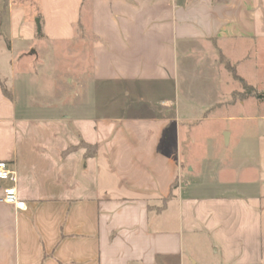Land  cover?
I'll return each instance as SVG.
<instances>
[{"label": "crops", "instance_id": "1", "mask_svg": "<svg viewBox=\"0 0 264 264\" xmlns=\"http://www.w3.org/2000/svg\"><path fill=\"white\" fill-rule=\"evenodd\" d=\"M4 4L0 37L21 72L9 88L0 79V161L17 169L27 209L0 202V264H264V135L242 144L259 167L253 183L217 182L248 193L175 191L181 127L210 107L184 95L181 64L203 46L264 70V0ZM86 5L91 78L109 85L107 102L90 109L43 98L24 60L37 42L77 43Z\"/></svg>", "mask_w": 264, "mask_h": 264}, {"label": "rangeland", "instance_id": "2", "mask_svg": "<svg viewBox=\"0 0 264 264\" xmlns=\"http://www.w3.org/2000/svg\"><path fill=\"white\" fill-rule=\"evenodd\" d=\"M6 7L4 0H0L2 24ZM89 8L90 5H86L84 10L87 25L76 30L77 43L65 48L54 41L47 43L48 47L37 42L27 55L28 61L24 59L30 63L31 74L28 75L33 83H37L36 86L34 84L35 89L43 98L59 99V103L68 105L80 102L84 109L94 107V104L101 106L109 98V85H98L91 78L89 51L93 35L89 28ZM198 49L199 54L187 56L181 64V89L185 96L203 101L210 107L198 116L201 122L181 127L177 150L183 171L175 191H181L184 196L198 197L248 193L229 188L234 185L224 189L217 182L223 177L237 187L242 182L243 188L253 183L255 173L259 172L256 158L242 144L246 141L252 144L264 135V102L243 97L241 84L235 76H242L259 90H264V70L257 68L259 62L256 59L246 68L238 69L236 63L225 60L221 51L215 53L203 46ZM14 57L8 41L0 37V79L7 88L11 85L12 76L18 78L21 72V64ZM66 75L74 77L69 80ZM54 79L60 80L58 85ZM143 103L146 101L137 102ZM84 109L81 111L84 115L102 113ZM230 132L232 140L226 144V134ZM236 138L241 139L242 146L235 144Z\"/></svg>", "mask_w": 264, "mask_h": 264}, {"label": "built area", "instance_id": "3", "mask_svg": "<svg viewBox=\"0 0 264 264\" xmlns=\"http://www.w3.org/2000/svg\"><path fill=\"white\" fill-rule=\"evenodd\" d=\"M6 182L3 187L0 202L11 204L17 209H27V202L23 200L18 191V171L8 161H0V183Z\"/></svg>", "mask_w": 264, "mask_h": 264}, {"label": "trees", "instance_id": "4", "mask_svg": "<svg viewBox=\"0 0 264 264\" xmlns=\"http://www.w3.org/2000/svg\"><path fill=\"white\" fill-rule=\"evenodd\" d=\"M1 23V21H0ZM38 35L39 37L43 36L42 33V29L41 27L39 28L38 31ZM235 78L240 82L241 84V88H242V95L243 97H253L255 99H257L258 101L264 102V90H259L258 86L252 85L250 84L244 77L236 75ZM5 92L8 94L6 88ZM84 147H87L88 152L87 154H95L96 150H95V146H92L90 144H87L86 142H82V144Z\"/></svg>", "mask_w": 264, "mask_h": 264}, {"label": "water", "instance_id": "5", "mask_svg": "<svg viewBox=\"0 0 264 264\" xmlns=\"http://www.w3.org/2000/svg\"><path fill=\"white\" fill-rule=\"evenodd\" d=\"M37 24H38V27L40 28V22L38 19H37ZM228 142H229V134L227 133L226 134V143H228Z\"/></svg>", "mask_w": 264, "mask_h": 264}]
</instances>
